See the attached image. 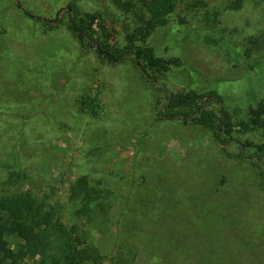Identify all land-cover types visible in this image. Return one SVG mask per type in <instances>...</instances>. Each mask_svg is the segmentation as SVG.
<instances>
[{"label": "rangeland", "instance_id": "1", "mask_svg": "<svg viewBox=\"0 0 264 264\" xmlns=\"http://www.w3.org/2000/svg\"><path fill=\"white\" fill-rule=\"evenodd\" d=\"M119 2L0 0V190L46 195L89 264H264V0H177L145 37ZM131 34L158 83L94 48Z\"/></svg>", "mask_w": 264, "mask_h": 264}, {"label": "trees", "instance_id": "2", "mask_svg": "<svg viewBox=\"0 0 264 264\" xmlns=\"http://www.w3.org/2000/svg\"><path fill=\"white\" fill-rule=\"evenodd\" d=\"M121 5L137 8L136 17L142 26L139 35L146 36V30L164 21L174 29L185 25V17L173 16L177 0H120ZM145 11H142L144 9ZM92 21L97 14H86ZM148 18H147V16ZM72 32L86 37L82 29L72 18L69 23ZM129 36L132 48H117L101 40L93 43L96 52L111 62H119L132 56L141 72L153 83H158L156 71H168L173 64L164 57L158 56L146 45H135L134 36ZM181 64L182 61L177 62ZM178 66V65H177ZM175 94L168 104L174 106ZM202 107V106H201ZM175 113L172 112V115ZM264 129V117L258 116L255 122ZM220 124L216 134L219 135ZM245 146L254 147L258 159L264 153V142L247 141ZM82 180L86 181L83 177ZM85 192L84 206L93 208L95 200L88 187ZM92 206V207H91ZM88 231L79 232L75 225L68 226L60 219L59 209L48 197L37 196L29 189L16 191L0 190V264H89L97 261V251L88 242Z\"/></svg>", "mask_w": 264, "mask_h": 264}]
</instances>
